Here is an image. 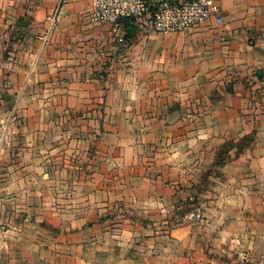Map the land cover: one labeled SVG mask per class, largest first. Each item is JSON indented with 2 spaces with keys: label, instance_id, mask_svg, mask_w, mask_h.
Wrapping results in <instances>:
<instances>
[{
  "label": "crops",
  "instance_id": "crops-1",
  "mask_svg": "<svg viewBox=\"0 0 264 264\" xmlns=\"http://www.w3.org/2000/svg\"><path fill=\"white\" fill-rule=\"evenodd\" d=\"M217 1L127 39L68 0L39 52L58 0H0V264H264V0Z\"/></svg>",
  "mask_w": 264,
  "mask_h": 264
},
{
  "label": "built area",
  "instance_id": "built-area-1",
  "mask_svg": "<svg viewBox=\"0 0 264 264\" xmlns=\"http://www.w3.org/2000/svg\"><path fill=\"white\" fill-rule=\"evenodd\" d=\"M67 2L58 0L54 10L48 14L49 23L43 33V43L56 27ZM89 16L92 21L108 22L117 27H124L125 17L143 19L151 29L163 32L196 27L211 18L219 23L224 20L217 0H92ZM191 209L190 217L202 218L201 206Z\"/></svg>",
  "mask_w": 264,
  "mask_h": 264
},
{
  "label": "rangeland",
  "instance_id": "rangeland-1",
  "mask_svg": "<svg viewBox=\"0 0 264 264\" xmlns=\"http://www.w3.org/2000/svg\"><path fill=\"white\" fill-rule=\"evenodd\" d=\"M13 48L9 49L8 47V43L5 42L3 43L2 40L0 41V67H1V62H2V53L3 52H8V51H11L12 54L10 55V57L13 56V60L16 58V55L13 53V52H16L17 50V44H14L12 45ZM45 47H44V43L43 42H39L38 44H36L35 46V49L36 51H41L43 50ZM32 62V60H31ZM0 74H1V69H0ZM1 79H2V75H0V83H1ZM1 93H2V90L0 89V98H1ZM14 115V114H18L16 109L14 111H11L10 109H1L0 110V117L3 116V115ZM1 131V129H0ZM0 143H1V140H0ZM54 155L53 156H43V161L46 163L48 162H52L53 165H55V167H53L55 170H53L51 172V175L52 178L56 177L59 181L61 180H68L69 181V175H70V171L69 170H66L67 167L64 165L66 162L69 163V156L66 155V153H62L61 151H58V153H53ZM68 157V158H66ZM50 158H51V161H50ZM55 158V159H53ZM67 159V160H66ZM72 162H74V159L72 160ZM66 167V169H65ZM71 175H74V172H71ZM48 171L46 172H42V174L40 175V177L42 179H49L48 177ZM60 191L64 194H68L69 196H67V198H63L62 200H59V201H56L55 203H52V204H49V203H41L43 205L42 207V214L46 213L49 211V207L48 206H52V208H50L52 211H57V212H61L65 209H67L70 205V209L73 208V207H76V205L74 204L75 201H71V199L73 200V198H77L79 199V202L76 201L77 204H81V202H83L84 199H82V191L80 188H77V189H74V192H76L77 194H73L74 192H71L69 186H66V181L64 183H60ZM64 184V185H62ZM43 189V188H41ZM74 195V197H73ZM64 196H66L64 194ZM71 204H74L73 207H71ZM47 205V206H46ZM199 206H202V205H199ZM165 224L168 225V223H166L165 221Z\"/></svg>",
  "mask_w": 264,
  "mask_h": 264
},
{
  "label": "trees",
  "instance_id": "trees-1",
  "mask_svg": "<svg viewBox=\"0 0 264 264\" xmlns=\"http://www.w3.org/2000/svg\"><path fill=\"white\" fill-rule=\"evenodd\" d=\"M134 21H135V18H133V17H125L123 19V23L125 24V28H126L125 38H127V39L132 37L138 29V27L136 26ZM257 74L259 75V77L264 76L263 71H261V72L259 71V72H257Z\"/></svg>",
  "mask_w": 264,
  "mask_h": 264
}]
</instances>
